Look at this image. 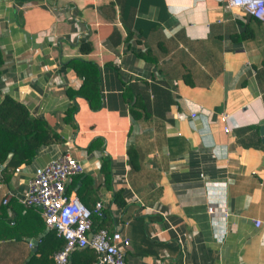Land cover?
<instances>
[{"label":"crops","instance_id":"1","mask_svg":"<svg viewBox=\"0 0 264 264\" xmlns=\"http://www.w3.org/2000/svg\"><path fill=\"white\" fill-rule=\"evenodd\" d=\"M244 23L253 36L234 39ZM0 54V100L20 102L62 138L0 182L1 205L7 192L17 201L35 170L66 149L82 172L65 188L77 197L79 189L88 208L99 201L108 209L96 224L128 238L125 264H264V25L221 0H0ZM72 59L96 64L98 108L68 97L81 83ZM192 110L198 119L188 118ZM118 189L124 207L110 203ZM207 203L227 216L208 214ZM31 239L0 242V264H17Z\"/></svg>","mask_w":264,"mask_h":264},{"label":"trees","instance_id":"2","mask_svg":"<svg viewBox=\"0 0 264 264\" xmlns=\"http://www.w3.org/2000/svg\"><path fill=\"white\" fill-rule=\"evenodd\" d=\"M249 19L260 23L255 18L249 17ZM252 36V29L244 23L241 31L234 35L233 38L244 40ZM78 50L82 54L87 53L90 50L89 42L83 40L79 41ZM147 53L148 48L146 49V54ZM141 55L147 58L146 55ZM149 59H152V57ZM1 61L2 58L0 54V64ZM67 65L76 75L81 77V83L77 89L66 90L68 97L72 98L73 95L81 96L88 102L90 108H98L100 106V94L98 91L99 75L96 64L82 59H72L67 62ZM123 90L127 91L129 88L124 85ZM131 99L132 95L129 93L128 98L125 97V102L128 105L130 115L136 118L138 117V113L132 109ZM73 111L74 105L71 104L65 112L64 121H71ZM61 141L62 138L47 125L45 120L31 116L23 104L8 95H4L1 98L0 164L8 153H11V157L6 166L0 171V182H7L11 172L18 165L29 163L40 147L47 146L51 143H59ZM126 156L129 169L132 171L137 170L139 168V155L136 148L131 145L128 146L126 148ZM100 172L103 176V182L106 186H109L110 175L108 159H102L100 163ZM74 176L80 178L81 174ZM81 180L86 184L90 182L88 176H84ZM65 192L68 193L67 188H65ZM77 194L78 197H80L79 189L77 190ZM110 203L118 207L125 206L122 190H113ZM14 205H18L17 209L14 210V215L11 218H7L4 210L6 208H13ZM0 209L1 243H4L6 239H12V241H19L26 238L36 239L37 236L40 235L36 245L32 244V249L22 258L20 264H54L52 259L53 254L64 245V240L56 235L54 229H46L40 215L34 212L31 207H24L12 198L8 199L5 204H0ZM89 209L91 211L93 210L92 208ZM107 211L108 209L103 210V208H100L98 213H91V231L105 228L96 224V221L101 218V214L104 213L106 215ZM107 231L110 233L112 230ZM95 260L96 254L90 248H73L69 253L68 264H92Z\"/></svg>","mask_w":264,"mask_h":264},{"label":"built area","instance_id":"3","mask_svg":"<svg viewBox=\"0 0 264 264\" xmlns=\"http://www.w3.org/2000/svg\"><path fill=\"white\" fill-rule=\"evenodd\" d=\"M229 8H237L248 17L257 19L264 25V0H221ZM197 110L188 112V118L198 119ZM228 113H218L225 121ZM229 127L224 124L222 131ZM82 172V164L68 150L61 151L50 158L42 167L37 168L17 196V201L24 207L38 208L46 229H54L57 236L64 240V245L53 254L54 264H68L69 253L73 248L88 247L96 254L92 264H125L124 253L129 246L128 238L117 228L110 233L105 228L91 231V213H98L102 205L95 202L93 210L83 205L73 193L65 192L69 178ZM11 193L1 199L5 204ZM205 210L210 215L227 216L223 205L207 203ZM257 227L259 221L252 219Z\"/></svg>","mask_w":264,"mask_h":264},{"label":"water","instance_id":"4","mask_svg":"<svg viewBox=\"0 0 264 264\" xmlns=\"http://www.w3.org/2000/svg\"><path fill=\"white\" fill-rule=\"evenodd\" d=\"M260 131L261 133L264 135V125H260ZM263 140H264V136H263ZM11 157V153H8L6 158L3 160V162L0 164V171L6 166V164L8 163L9 159ZM40 237V235L37 236L36 239H31V242L36 245L38 238Z\"/></svg>","mask_w":264,"mask_h":264},{"label":"rangeland","instance_id":"5","mask_svg":"<svg viewBox=\"0 0 264 264\" xmlns=\"http://www.w3.org/2000/svg\"><path fill=\"white\" fill-rule=\"evenodd\" d=\"M7 258L9 259V256H8ZM18 260H19V261L17 262V264H20V263H21V260H22V258H19Z\"/></svg>","mask_w":264,"mask_h":264}]
</instances>
